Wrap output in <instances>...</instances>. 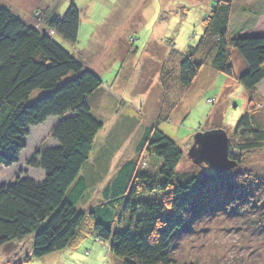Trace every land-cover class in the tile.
<instances>
[{
  "label": "trees",
  "instance_id": "16d2710c",
  "mask_svg": "<svg viewBox=\"0 0 264 264\" xmlns=\"http://www.w3.org/2000/svg\"><path fill=\"white\" fill-rule=\"evenodd\" d=\"M212 1L198 45L182 56L181 90L190 89L209 64L254 92L264 83V34L238 36L232 3ZM47 8L40 30L0 2V170L20 164L32 128L56 119L50 136L54 147L38 148L27 161L31 169L45 173L44 181L20 174L9 185H0V247L34 235L33 257L40 259L79 245L94 233L111 243V253L121 264H177V241L203 219L218 214L241 217L261 233L264 170L258 176L213 170L212 180L200 188L195 176L179 178L183 153L155 128L146 129L136 153L142 155L150 145L162 163L160 170L151 173L139 158L125 163L103 190V203L79 212L90 185L83 171L104 128L91 102L105 84L83 57L62 45L79 43L81 16L76 4L71 1L63 16L56 7ZM256 16H251L253 22ZM234 58L243 67L238 76ZM38 91L41 97L31 104L30 97ZM256 117L251 99L235 131L241 143L229 146V159L238 167L241 161L232 146L238 153H250L264 145V126ZM120 226L126 228L119 230Z\"/></svg>",
  "mask_w": 264,
  "mask_h": 264
},
{
  "label": "rangeland",
  "instance_id": "374dc122",
  "mask_svg": "<svg viewBox=\"0 0 264 264\" xmlns=\"http://www.w3.org/2000/svg\"><path fill=\"white\" fill-rule=\"evenodd\" d=\"M71 1L80 10L79 43L76 47L62 45L83 57L105 84L91 102L93 115L104 128L83 171L90 185L87 200L78 206L79 212L103 203V190L125 163L139 158L141 166L149 167L151 173L160 170L162 163L156 160L150 145L142 155L136 153L146 129H158L180 148L183 159L177 168L179 178L195 176L202 188L214 173L208 165L197 166L189 157L195 137L223 130L231 144H240L235 131L251 99L256 106V119L264 126V83L250 92L236 79L205 64L194 85L181 90L182 56L198 45L212 0H0L5 8L37 29L41 28L47 7H56L63 16ZM229 1L236 17L243 12L248 13V19L256 11L264 13V0ZM38 23L40 26H36ZM96 40H103L97 48ZM55 41L61 44L60 39ZM232 65L237 76L243 73L236 59ZM41 95V91L35 92L29 102L34 103ZM55 125L56 119L52 118L30 130L20 164L0 170V185H9L20 174L44 181L45 173L31 169L27 161L38 148L54 147L56 142L50 136ZM231 148L241 161L234 173L258 176L264 170V145L250 153H238L235 147ZM247 223L241 217L222 214L197 222L177 241L175 261L264 264V230L257 233ZM125 228L120 226L119 230ZM110 247V242L98 240L93 233L79 245L38 259L33 257L34 235H30L0 247V264H121Z\"/></svg>",
  "mask_w": 264,
  "mask_h": 264
},
{
  "label": "water",
  "instance_id": "95a60500",
  "mask_svg": "<svg viewBox=\"0 0 264 264\" xmlns=\"http://www.w3.org/2000/svg\"><path fill=\"white\" fill-rule=\"evenodd\" d=\"M229 146V136L223 130L198 134L188 155L197 166L206 164L218 174L227 173L238 165L229 159Z\"/></svg>",
  "mask_w": 264,
  "mask_h": 264
},
{
  "label": "crops",
  "instance_id": "0c3cea01",
  "mask_svg": "<svg viewBox=\"0 0 264 264\" xmlns=\"http://www.w3.org/2000/svg\"><path fill=\"white\" fill-rule=\"evenodd\" d=\"M242 14L243 15H240L239 17H236V18L233 17V22H232V25L233 26L235 25V27L237 28L238 36H242V35L250 36V35H256V34H264V13L263 12H259V11L255 12V14L257 16L254 18V22L252 21L253 18H250V17H249V19L247 18L248 13L243 12ZM251 24H252V26H251ZM81 26H82V24H81ZM247 27L250 29H247ZM106 32H108V30ZM100 43H103V40H99V41L96 40L95 47L97 48V46L100 45ZM85 63L87 64V66L89 68L87 61H85ZM89 70L92 71V69H90V68H89ZM95 74L97 76H99L96 72H95ZM112 86H113V84H112Z\"/></svg>",
  "mask_w": 264,
  "mask_h": 264
}]
</instances>
